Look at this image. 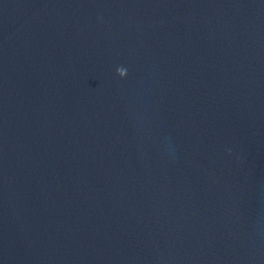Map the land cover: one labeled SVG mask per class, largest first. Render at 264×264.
<instances>
[{"label":"water","instance_id":"95a60500","mask_svg":"<svg viewBox=\"0 0 264 264\" xmlns=\"http://www.w3.org/2000/svg\"><path fill=\"white\" fill-rule=\"evenodd\" d=\"M0 264H264V0H0Z\"/></svg>","mask_w":264,"mask_h":264},{"label":"clouds","instance_id":"9594fccd","mask_svg":"<svg viewBox=\"0 0 264 264\" xmlns=\"http://www.w3.org/2000/svg\"><path fill=\"white\" fill-rule=\"evenodd\" d=\"M118 71V74L121 76V77H126L128 72H127V69L124 68V67H120L117 69Z\"/></svg>","mask_w":264,"mask_h":264}]
</instances>
